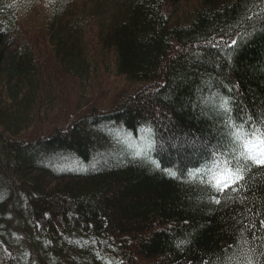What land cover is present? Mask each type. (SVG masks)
<instances>
[{
  "label": "trees",
  "instance_id": "obj_1",
  "mask_svg": "<svg viewBox=\"0 0 264 264\" xmlns=\"http://www.w3.org/2000/svg\"><path fill=\"white\" fill-rule=\"evenodd\" d=\"M74 4L0 0V239L28 253L0 247V264H247L264 169L244 204L220 205L189 172L231 147L221 97L238 123L264 121V0ZM101 74L128 88L85 109ZM249 247L264 264V242Z\"/></svg>",
  "mask_w": 264,
  "mask_h": 264
},
{
  "label": "snow or ice",
  "instance_id": "obj_2",
  "mask_svg": "<svg viewBox=\"0 0 264 264\" xmlns=\"http://www.w3.org/2000/svg\"><path fill=\"white\" fill-rule=\"evenodd\" d=\"M254 15H258V13ZM252 18V16L247 17L249 20ZM243 38V34H237L228 41L221 37L217 43L224 44L228 48H235ZM218 107L228 117L224 123L229 129L228 135L231 139V147L226 151L216 150L213 152L211 164L190 171L189 177L192 180L202 177L201 182L216 193L211 197V200L217 205L222 203V197L225 198L224 203L235 199L244 204L246 197L242 193L249 190L248 174L254 167L264 169V121L257 123L249 116L247 120L242 119L238 123L232 116L233 106L228 97H221ZM148 147H152L151 141H149ZM166 171L169 172V175L174 176L176 174L171 170ZM233 193L237 194L235 198L232 195ZM246 211L250 212L251 209H246ZM259 224L261 228H264V219H261ZM256 226L255 223H249L241 230L242 245L245 246L247 264H255L252 253H256V248L249 247V245L254 244L257 239L264 242V237H258L255 234L251 242L245 238V233H254ZM259 255L264 256V251H261Z\"/></svg>",
  "mask_w": 264,
  "mask_h": 264
},
{
  "label": "rangeland",
  "instance_id": "obj_3",
  "mask_svg": "<svg viewBox=\"0 0 264 264\" xmlns=\"http://www.w3.org/2000/svg\"><path fill=\"white\" fill-rule=\"evenodd\" d=\"M36 1L42 7L43 0H36ZM74 1H75V4H74L75 7H79V9L81 10L85 9L87 11H93L95 10L93 9L95 4L99 0H74ZM22 4L25 6H29V4L25 2ZM68 4L69 3H66V5ZM39 25L40 24H38L37 26ZM72 83L75 87V92L71 98V104H72L73 109H76L78 107V102L80 99L79 98L80 91H78L80 89L77 90L80 84L77 81H72ZM126 88H128V86L122 78L117 77L112 74H106V75L101 74L99 79L91 86V89L93 91H91V97L85 100L84 107L85 109H87L88 105L92 103L91 101L97 102L100 105L103 102V97L108 98V99L113 98L114 96H118L123 90H126ZM85 109H83V111H87ZM137 145L138 144L136 142L133 143V146L138 147ZM141 147H144V146L142 145ZM4 178L0 177V191L3 189L4 186L10 183L7 178L5 179ZM14 195H15V191L13 192V199H14ZM10 206L14 209H20L18 202L14 203V201H12V204ZM17 242L18 244H21L22 240L20 239V237L18 238ZM0 247H1V253L3 254L4 258L12 259V258H15V256L17 255L18 257H22V258L25 256L26 259H28V253L26 251H22L19 248L17 250L16 246H13V248L11 249L7 245H5L1 239H0Z\"/></svg>",
  "mask_w": 264,
  "mask_h": 264
}]
</instances>
